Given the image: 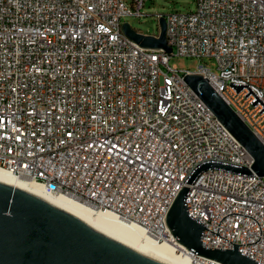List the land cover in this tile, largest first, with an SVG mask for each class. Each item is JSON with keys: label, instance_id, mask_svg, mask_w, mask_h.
I'll use <instances>...</instances> for the list:
<instances>
[{"label": "built area", "instance_id": "2783aa9c", "mask_svg": "<svg viewBox=\"0 0 264 264\" xmlns=\"http://www.w3.org/2000/svg\"><path fill=\"white\" fill-rule=\"evenodd\" d=\"M149 1L0 0V169L164 244L176 242L167 215L198 165L254 164L187 75L207 79L264 145L263 105L231 86L264 102V0H196L194 12L156 15L171 55L123 32ZM172 56L213 60L216 71L179 70ZM186 204L208 229L204 247L244 245L264 264V178L211 169Z\"/></svg>", "mask_w": 264, "mask_h": 264}, {"label": "water", "instance_id": "95a60500", "mask_svg": "<svg viewBox=\"0 0 264 264\" xmlns=\"http://www.w3.org/2000/svg\"><path fill=\"white\" fill-rule=\"evenodd\" d=\"M159 28L160 35L157 38L134 31L128 23L123 25V32L142 48L163 50L171 55L173 49L168 45L165 19L160 21ZM184 80L219 122L249 152L254 159V164L252 169L220 161H207L198 165L184 183V189L179 192L169 210L168 227L176 243L190 253L222 264H260L239 252V246L244 245L231 242L235 245L233 250L204 247L202 239L204 230L207 228L190 215L186 197L197 178L211 169L264 178V145L234 110L224 102L207 79L203 76L187 75ZM231 86L237 93L246 87L250 91L246 97L253 94L256 98L252 104L256 107L261 103L264 107V102L249 85L231 83ZM263 112L264 109L260 111L261 114ZM217 235H219V228ZM0 264L164 263L103 235L73 215L35 195L0 183Z\"/></svg>", "mask_w": 264, "mask_h": 264}, {"label": "bare ground", "instance_id": "6f19581e", "mask_svg": "<svg viewBox=\"0 0 264 264\" xmlns=\"http://www.w3.org/2000/svg\"><path fill=\"white\" fill-rule=\"evenodd\" d=\"M0 183L35 195L51 205L73 215L103 235L164 264H196L194 255L176 242L160 244L134 226L122 224L108 213H95L67 197L48 193L43 186L22 180L0 169Z\"/></svg>", "mask_w": 264, "mask_h": 264}, {"label": "rangeland", "instance_id": "374dc122", "mask_svg": "<svg viewBox=\"0 0 264 264\" xmlns=\"http://www.w3.org/2000/svg\"><path fill=\"white\" fill-rule=\"evenodd\" d=\"M196 10V0H151L142 10L145 15L141 18L126 17L122 23H128L132 29L142 35H156L159 33V21L156 15H170L176 12L188 14ZM200 65H205L216 71L213 60L196 58H186L172 56L170 66L177 67L179 70L196 71Z\"/></svg>", "mask_w": 264, "mask_h": 264}]
</instances>
